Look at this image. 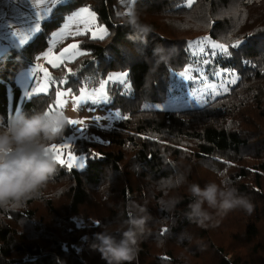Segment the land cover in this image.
I'll list each match as a JSON object with an SVG mask.
<instances>
[{
	"label": "trees",
	"instance_id": "obj_1",
	"mask_svg": "<svg viewBox=\"0 0 264 264\" xmlns=\"http://www.w3.org/2000/svg\"><path fill=\"white\" fill-rule=\"evenodd\" d=\"M117 2L59 4L31 42L2 55L0 118L5 123L18 110H48L55 104L56 87L76 93L83 87L97 88L113 72H127L132 91L125 94L121 85H109L111 102L106 107L120 109L128 119L110 129L91 127L102 144L75 142L72 152L86 156L84 169L57 164L58 175L38 196L0 207V264H101L96 257L89 261L94 234H115L133 198L145 194L141 181L156 198L159 216L150 215L133 264H205L207 253L212 257L209 264H264V0H196L191 7L187 0H135L132 12L152 28L143 41L130 38L133 30L121 21ZM81 7L94 11L109 34L104 39L79 38L82 55L52 71L59 87L51 83L47 94L21 100L18 74L34 65L36 56L48 48L51 33ZM204 37L227 49L211 55L206 75L212 78L230 70L239 76L238 83L201 108L144 109L145 104H164L172 95V78L205 61V51L194 55L190 48L191 42ZM157 45L168 50L166 62L154 57ZM191 82L190 86L201 83ZM71 133L68 124L52 145L63 143ZM187 164L203 165L215 181L218 177L220 183L236 188L252 203L251 214L235 210L199 225L185 216L189 193L171 208L165 197L168 182ZM89 202L106 213L105 220L79 229L73 218L88 220L83 209ZM169 221L171 227L159 226ZM226 232L239 249L217 246L222 242L215 237ZM165 235L170 236L168 242L159 243Z\"/></svg>",
	"mask_w": 264,
	"mask_h": 264
},
{
	"label": "rangeland",
	"instance_id": "obj_2",
	"mask_svg": "<svg viewBox=\"0 0 264 264\" xmlns=\"http://www.w3.org/2000/svg\"><path fill=\"white\" fill-rule=\"evenodd\" d=\"M68 1L69 0H0V56L5 54L12 47L20 49L31 42L42 31L43 23L48 19H51L55 8L59 4ZM195 1L196 0H191L190 3L189 0H187L186 5L191 7ZM134 3L135 0H118L116 8L120 7L118 11L125 14L126 12H132ZM81 9L83 8H78L73 13L65 17L62 25L51 33L48 48L36 56L34 65L32 67H28L27 69L25 68L21 70L18 74L17 83L22 91L21 100H26L25 97H29L28 99H30L36 95L47 94L51 89V83L55 86H58V83L54 82L52 71L62 65H67L68 63L73 62L76 58H79L82 55L83 51L79 45V38L90 35L92 39H99L98 37L101 35L100 29H106L107 33L109 34V31L104 26V24L99 22L97 14L89 8H87L89 9V12L93 13L94 15L85 13L79 17H76L75 14L80 12ZM70 18H72L71 23H69ZM37 26L40 28L39 32L36 31ZM21 40H25L26 43L21 44ZM73 44L77 45L75 49L71 47ZM213 44L216 43H213L206 37L200 38L199 41L191 42L190 48L194 55H197L198 52H206V55L208 56L205 58V61L202 62L199 60V62H197L200 64L199 66L195 65L196 67H190L187 69V71H185L183 76L179 74L178 76L172 78V95L171 98H169L164 104H145L144 109L158 111L197 109L229 92L230 88L239 81V76L235 72L230 70H222L217 73L215 77L212 75V78L206 75L207 66L213 61L211 60V55L215 57L217 54L215 52L221 50L220 48H213ZM66 48L69 51L64 53V49ZM194 48L196 49L195 51L193 50ZM61 53H64V55L61 56ZM40 69H43V72H41ZM121 73L123 72H113L110 73L109 76H118ZM108 77L103 80L97 88L83 87L77 93L72 89H63L57 87L55 89V104L52 105L48 111L66 112L70 116V119L84 121L83 125H70L72 130L71 135L66 138L63 143L52 145L59 149V151L55 154L65 162L64 164L66 166L68 163H78L81 157L84 158V168L87 165L85 155L78 156L72 152V147L75 142L78 139H83L80 138V128L83 127L85 129V135L90 137V139L86 140L95 142L97 144H102L103 141L90 132L89 129L91 127L110 129L114 127L117 121L123 119L120 109H109L106 107L111 102L108 87L110 84L116 83L123 87V92L125 94H129L132 91L131 85L128 82V78L125 82L121 83L115 80L109 81ZM196 79L200 80L201 83L190 86L189 83H192L191 81H195ZM102 85L103 89L101 87ZM39 89H45V91L41 92ZM64 90L71 91L72 95L60 97L58 95L59 92ZM81 91L84 92L87 102L77 104V102L73 100V96L78 95ZM33 93H35V95H33ZM10 99L12 100L11 90ZM92 100H95L96 103L93 104L91 102ZM60 103H63L64 105L62 108L59 107ZM19 112L20 110L16 111L14 116L19 114ZM116 113H119L120 115L117 116ZM95 117L102 118L99 121V124H97L95 121ZM255 120H257L256 117ZM65 145H68V147H65ZM70 155L75 156L76 161L69 160ZM74 168L80 169L78 167ZM179 171L180 173L175 172L173 178L168 182L169 192L166 193L165 197L169 202L174 198L179 200L183 193H188L187 188L190 183H198L202 185V183L205 184L208 179L209 181L215 182L217 184L223 183H220L221 178L218 177V180L215 181L212 178L211 171L208 170V168L205 169L203 165L187 164L184 166V171H181L180 169ZM172 181H176L177 185H172ZM139 184L142 185V190L145 191V194H142V196L140 193L137 194L135 198H133L134 205L136 204L143 206L147 209L151 216H154V218L155 216L158 217L159 212L155 209V204L157 203L155 200L156 198L154 199V196L151 194V192L147 191V186L143 185V181H141ZM168 211L170 212V210ZM83 212L87 216L85 218H89L88 220H85L83 216H75L73 218L77 224H75L76 227L79 229L94 226L98 219L105 220L106 217V213H104L102 209H99L95 202H89L88 205L83 209ZM171 225L172 221L167 223H159L160 227H171ZM224 234L222 233L218 235L217 238L215 237L218 243L222 242L217 244V246L222 244L225 245V247L227 245H232L234 250L239 249L237 248L238 245L236 243L231 244L232 239H229L226 235L228 233L226 232ZM146 236L147 235L144 234L143 239ZM169 237V235H165V241H160L159 243L164 244L165 242H168L167 239ZM153 244L155 245L156 243L153 241ZM80 248L81 246L79 249ZM89 249L90 262H93V259L96 257L98 263L105 264V261L101 259L99 252L92 250L91 247H89ZM206 259L207 260H205L204 263L209 264L212 259L209 253H207Z\"/></svg>",
	"mask_w": 264,
	"mask_h": 264
},
{
	"label": "clouds",
	"instance_id": "obj_3",
	"mask_svg": "<svg viewBox=\"0 0 264 264\" xmlns=\"http://www.w3.org/2000/svg\"><path fill=\"white\" fill-rule=\"evenodd\" d=\"M121 21L133 30L132 39L146 40L152 31L150 25L140 22L132 12ZM157 62H166L169 52L157 45L153 50ZM70 116L66 112H49L47 109L20 112L5 123L0 118V207L17 204L40 194L56 175L58 166L50 151L51 145L62 135ZM191 203L185 216L199 225L207 226L217 217L235 210L251 214L252 203L237 189L228 185L209 182L201 187L190 183L187 188ZM178 199L170 204L175 207ZM151 219L147 209L140 205H130L127 219H123L111 231L94 234L92 250L99 252L105 264H133L140 251L142 237ZM117 235L119 239H117Z\"/></svg>",
	"mask_w": 264,
	"mask_h": 264
},
{
	"label": "snow or ice",
	"instance_id": "obj_4",
	"mask_svg": "<svg viewBox=\"0 0 264 264\" xmlns=\"http://www.w3.org/2000/svg\"><path fill=\"white\" fill-rule=\"evenodd\" d=\"M189 2L191 3V0H189ZM85 13H88L89 15H94L93 13H90V12H89V9H87V8H83V9H81L80 12L76 13L75 16H76V17H79V16H81V15H83V14H85ZM130 13H131V12H126L125 14L128 15V14H130ZM71 22H72V18H70V20H69V23H71ZM36 31H37V32L40 31L39 26L36 27ZM100 33H101V35L98 37L99 39H104V38L106 37V35L108 34L106 29H100ZM94 38H95V37H94ZM20 43H21V44H24V43H26V41H25V40H21ZM71 47H72L73 49H75V48L77 47V45L73 44V45H71ZM212 47H213V48H220L222 51L227 52V49H225L222 45H216V44H213ZM233 47H235V45H234ZM68 51H69V50H68L67 48L64 49V53H67ZM64 53H61V56H63ZM45 58H47V57H45ZM3 59H4V57L0 56V62H2ZM40 71L43 72V69H40ZM181 75L183 76L184 73H181ZM127 78H128V73H127V72H123V73H121V74L118 75V76H109V77H108V80H109V81H113V80H115V81H118V82L123 83V82H125V81L127 80ZM62 82H63V81H61V83H62ZM101 87H102V89H103V85H102ZM39 91L42 92V91H45V89H39ZM33 95H35V93H33ZM58 95H59L60 97H64V96L72 95V93H71V91H69V90H64V91L59 92ZM28 98H29V97H25V99H28ZM73 100L76 101L77 104L87 102V98L85 97L83 91H81L78 95L73 96ZM91 102H92L93 104L96 103L95 100H92ZM63 106H64L63 103H60V104H59V107H60V108H62ZM49 112L51 113V111H49ZM116 115L119 116L120 114H119V113H116ZM123 118H124V119H128V117H126V116L123 117ZM101 119H102L101 117H95V121L97 122V124H99V121H100ZM68 124H69V125H77V124H79V125H83V124H84V121H83V120H78V119H69V120H68ZM79 133H80V138H83V139H90V137H88V136L85 135V129H84L83 127L79 129ZM65 147H68V145H65ZM50 151H51L52 154H53V158H54L56 164H64V163H65L63 160H61V159L59 158L58 155L55 154V153H57V152L59 151V149H57L55 146H52V147L50 148ZM69 160H71V161H76V157L70 155V156H69ZM83 160H84V158L81 157L78 163H75V164H73V163H68V164H67V167L70 168V169L73 168V167H78V168H80V169H83L84 166H85Z\"/></svg>",
	"mask_w": 264,
	"mask_h": 264
},
{
	"label": "crops",
	"instance_id": "obj_5",
	"mask_svg": "<svg viewBox=\"0 0 264 264\" xmlns=\"http://www.w3.org/2000/svg\"><path fill=\"white\" fill-rule=\"evenodd\" d=\"M120 8V7H119Z\"/></svg>",
	"mask_w": 264,
	"mask_h": 264
}]
</instances>
